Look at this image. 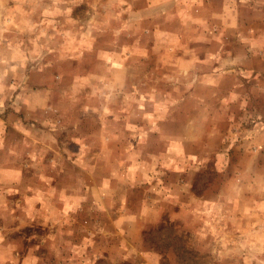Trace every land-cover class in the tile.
I'll use <instances>...</instances> for the list:
<instances>
[{
  "label": "rangeland",
  "instance_id": "1",
  "mask_svg": "<svg viewBox=\"0 0 264 264\" xmlns=\"http://www.w3.org/2000/svg\"><path fill=\"white\" fill-rule=\"evenodd\" d=\"M0 264H264V0H0Z\"/></svg>",
  "mask_w": 264,
  "mask_h": 264
}]
</instances>
